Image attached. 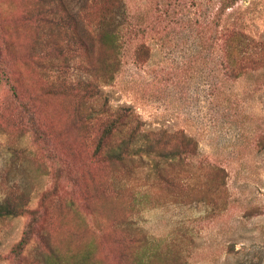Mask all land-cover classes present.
Wrapping results in <instances>:
<instances>
[{
	"label": "rangeland",
	"instance_id": "rangeland-1",
	"mask_svg": "<svg viewBox=\"0 0 264 264\" xmlns=\"http://www.w3.org/2000/svg\"><path fill=\"white\" fill-rule=\"evenodd\" d=\"M87 1L65 0L64 14ZM41 3L0 0V202L39 217L22 257L12 247L33 214L0 218V264H41L46 245L57 264H264V65L233 78L219 40L234 21L263 40L264 0L130 1V42L151 55L126 58L102 92L166 148L196 142L158 167L146 155L98 160L102 119L82 129L75 99L50 91L85 71Z\"/></svg>",
	"mask_w": 264,
	"mask_h": 264
},
{
	"label": "trees",
	"instance_id": "trees-1",
	"mask_svg": "<svg viewBox=\"0 0 264 264\" xmlns=\"http://www.w3.org/2000/svg\"><path fill=\"white\" fill-rule=\"evenodd\" d=\"M130 1L88 0L77 17L72 13L64 14L65 0H41L39 14L44 17L41 19L51 25V35L56 37L55 41L68 36L71 59L85 71V76L77 80L64 77L50 91L75 99V119L82 129L90 127L93 122L90 120L102 119V124L97 128L94 146V154L99 161L120 163L129 156L146 155L158 167L163 159L193 155L196 142L184 135L179 145L166 148L170 143L166 136L150 138L138 126L130 127L133 120L130 107L121 106L119 110H112L108 98L102 92V86L111 84L118 70L120 73L126 58L140 65L148 61L151 55V47L146 41L130 42L128 32L136 30L132 28L136 27V23H130L136 18L129 8ZM141 14L139 12L137 15L138 19H145ZM141 20L137 24L139 30H143ZM219 40H222L221 49L223 48L226 64L233 78L238 79L251 68L264 65V39L256 38L240 22L234 21L226 26L221 31ZM1 76L0 70V79ZM116 134H119L117 140ZM155 155L160 157L159 160H154ZM24 213L33 214V219L28 223L21 239L12 247L16 256H21L33 241L39 217L36 210L29 207L10 201L0 202V218ZM46 236L45 233L42 235L43 243L47 242ZM42 254L44 258L40 260L41 264H57V260L53 258V247L46 245Z\"/></svg>",
	"mask_w": 264,
	"mask_h": 264
}]
</instances>
